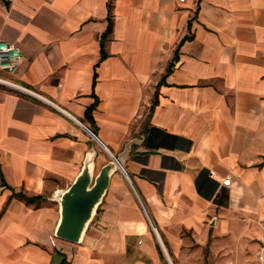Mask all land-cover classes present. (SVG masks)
Here are the masks:
<instances>
[{
  "label": "crops",
  "instance_id": "crops-1",
  "mask_svg": "<svg viewBox=\"0 0 264 264\" xmlns=\"http://www.w3.org/2000/svg\"><path fill=\"white\" fill-rule=\"evenodd\" d=\"M5 1L7 78L41 98L0 86V264H259L264 0ZM127 145L81 243L51 244L49 198Z\"/></svg>",
  "mask_w": 264,
  "mask_h": 264
},
{
  "label": "water",
  "instance_id": "water-1",
  "mask_svg": "<svg viewBox=\"0 0 264 264\" xmlns=\"http://www.w3.org/2000/svg\"><path fill=\"white\" fill-rule=\"evenodd\" d=\"M128 149L94 172L95 151L85 157L79 174L66 189H58L49 201L58 205L59 218L53 237L72 244H80L108 189L111 176L119 171L120 162ZM125 178L128 180L127 176ZM153 228V227H152ZM154 229V228H153Z\"/></svg>",
  "mask_w": 264,
  "mask_h": 264
},
{
  "label": "built area",
  "instance_id": "built-area-1",
  "mask_svg": "<svg viewBox=\"0 0 264 264\" xmlns=\"http://www.w3.org/2000/svg\"><path fill=\"white\" fill-rule=\"evenodd\" d=\"M179 2H183V0H179ZM22 58H23V53L19 46L7 41L0 40V86L16 91L23 95H27L32 98H41L37 93L33 92L29 88L24 87L7 78L8 76H11L16 72ZM98 144L102 146L99 142ZM102 148L106 150L105 147L102 146ZM108 155L110 157L109 153ZM119 172L123 176H126L121 166L119 167ZM210 176H213L212 172L210 173ZM229 183H230L229 178H225L222 181V185L224 186H228ZM139 203L143 208L140 201ZM149 224L151 225L150 221ZM151 229L155 233V230L152 228V225H151ZM53 239L54 237H51V244H54ZM258 260H259V264H264V241L260 247Z\"/></svg>",
  "mask_w": 264,
  "mask_h": 264
},
{
  "label": "trees",
  "instance_id": "trees-1",
  "mask_svg": "<svg viewBox=\"0 0 264 264\" xmlns=\"http://www.w3.org/2000/svg\"><path fill=\"white\" fill-rule=\"evenodd\" d=\"M0 1L4 2L5 4H8V3H6L5 0H0ZM109 7H110V4H109ZM109 29H110V24H109V26L107 28V32H108ZM175 62H176V55L174 56V58L172 60V63L169 64V69L167 70V74L170 73V70H171V68H172V66H173V64ZM90 112H91V108L88 109L87 113H86L87 114V118H89V119H90ZM12 196L13 197H17L18 199L24 201L26 204H35L36 203L37 205H39V203L43 200L42 197H40V196L27 197L26 195H24L21 192H18V193L12 192Z\"/></svg>",
  "mask_w": 264,
  "mask_h": 264
},
{
  "label": "rangeland",
  "instance_id": "rangeland-1",
  "mask_svg": "<svg viewBox=\"0 0 264 264\" xmlns=\"http://www.w3.org/2000/svg\"><path fill=\"white\" fill-rule=\"evenodd\" d=\"M56 204V203H55ZM57 205V204H56ZM58 206V205H57Z\"/></svg>",
  "mask_w": 264,
  "mask_h": 264
}]
</instances>
